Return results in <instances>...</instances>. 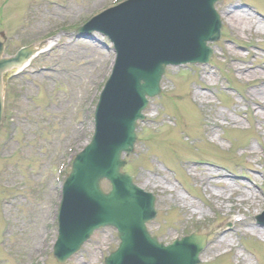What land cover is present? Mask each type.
Instances as JSON below:
<instances>
[{
  "label": "rangeland",
  "instance_id": "374dc122",
  "mask_svg": "<svg viewBox=\"0 0 264 264\" xmlns=\"http://www.w3.org/2000/svg\"><path fill=\"white\" fill-rule=\"evenodd\" d=\"M110 3L0 0L4 56L53 39L48 53L5 86L0 264H59L51 250L61 197L58 166L91 139L92 110L115 59L106 37L69 25ZM218 4L224 33L209 45L211 63L167 67L163 92L145 110L124 170L156 196L158 215L148 229L160 242L196 231L208 236L200 264H264V226L256 219L264 211V0ZM199 94L207 96L205 103ZM211 171L222 177L211 179ZM237 218L245 221L236 224ZM116 235L111 228L96 232L65 264H104L119 245Z\"/></svg>",
  "mask_w": 264,
  "mask_h": 264
},
{
  "label": "water",
  "instance_id": "95a60500",
  "mask_svg": "<svg viewBox=\"0 0 264 264\" xmlns=\"http://www.w3.org/2000/svg\"><path fill=\"white\" fill-rule=\"evenodd\" d=\"M220 0H133L93 19L84 31L111 38L118 53L96 112L93 143L79 154L64 186L55 255L63 263L89 240L94 230L112 225L120 231L119 250L107 264H198L205 238L192 237L164 247L149 236L145 223L153 220L155 199L136 189L121 174L124 153L136 143V125L143 120L147 97L160 94L161 78L170 64L204 63L212 55L207 43L219 40L221 24L215 5ZM42 50L32 46L14 59H2L0 44V117L2 75L23 67ZM1 121V118H0ZM114 185L101 192V181ZM264 225V216L259 218Z\"/></svg>",
  "mask_w": 264,
  "mask_h": 264
},
{
  "label": "bare ground",
  "instance_id": "6f19581e",
  "mask_svg": "<svg viewBox=\"0 0 264 264\" xmlns=\"http://www.w3.org/2000/svg\"><path fill=\"white\" fill-rule=\"evenodd\" d=\"M51 42L49 41V43L47 44V46H46V48H49L51 45H49ZM199 99H200V101L201 102H206L207 100V96H205V95H200L199 94V97H198ZM220 117L222 116V117H224L225 115L223 114V113H220V115H219ZM210 174H211V179H215V178H217V177H222V175H220V173H217V172H213V171H211L210 172ZM229 181V180H228ZM228 181H225L224 182V180L223 181H219V183L220 184H222L223 186H225V185H228L229 183H228ZM230 185V184H229ZM241 186H245V185H243V184H240ZM245 203H247L246 201H245ZM253 231H259L258 229H256V228H253L252 229Z\"/></svg>",
  "mask_w": 264,
  "mask_h": 264
}]
</instances>
